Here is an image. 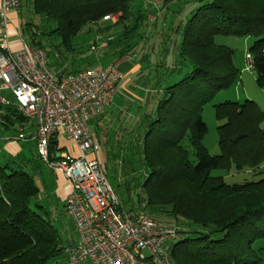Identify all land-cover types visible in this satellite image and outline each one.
<instances>
[{
  "label": "trees",
  "instance_id": "obj_1",
  "mask_svg": "<svg viewBox=\"0 0 264 264\" xmlns=\"http://www.w3.org/2000/svg\"><path fill=\"white\" fill-rule=\"evenodd\" d=\"M133 1L30 0L21 35L47 59L55 49L62 55L75 51L72 38L83 26L118 15L103 31L122 29L120 37H110L102 53L110 54V64L147 54L138 75L150 78L151 90L130 125L111 116L94 128L120 184L141 188L139 211L154 219L164 212L165 220L177 223L176 241L166 247L172 264H264V245L255 246L264 239V113L251 100L214 104L224 121L218 127L219 155L203 145L201 118L203 105L240 77L232 50L216 43L217 36L252 39L255 80L264 88V0ZM84 62L82 70L90 68L89 59ZM68 68L52 70L59 77L81 70ZM92 119L96 125L103 117ZM0 123L5 128L26 123L13 100L0 105ZM6 156L0 157V264H68L65 250L76 239L64 241L35 202L39 189L28 164ZM232 167L259 178L228 184L212 174ZM170 186L179 190L171 193Z\"/></svg>",
  "mask_w": 264,
  "mask_h": 264
},
{
  "label": "built area",
  "instance_id": "obj_2",
  "mask_svg": "<svg viewBox=\"0 0 264 264\" xmlns=\"http://www.w3.org/2000/svg\"><path fill=\"white\" fill-rule=\"evenodd\" d=\"M21 2L0 0V105L13 100L34 128L40 159L61 173L65 210L77 235L65 250L68 264H172L166 244L175 238L177 223L124 209L98 159L100 146L90 120L111 104L120 69L108 64L59 77L44 50L29 45L22 35L19 48L12 50L7 12L19 9ZM245 58L253 69L250 53ZM62 137L72 141L78 155L73 148L71 153L58 148ZM52 140L56 143L50 152Z\"/></svg>",
  "mask_w": 264,
  "mask_h": 264
},
{
  "label": "rangeland",
  "instance_id": "obj_3",
  "mask_svg": "<svg viewBox=\"0 0 264 264\" xmlns=\"http://www.w3.org/2000/svg\"><path fill=\"white\" fill-rule=\"evenodd\" d=\"M133 2L135 3L136 0ZM29 5L30 0L25 2L22 7L20 6L21 8L15 10V12L14 10L7 12L6 33L9 38V42L11 44H15L12 50H17L19 48L17 44L19 43L20 35L22 34L21 28H24L25 22L27 21L23 20L21 17L22 13L28 14L27 9L29 8ZM151 12L152 9H149V18L154 17ZM11 13L16 14V17H12ZM168 16L169 14H165L164 19L167 20ZM117 18L118 15H110V18L107 20H99L96 24H87L83 26L78 34L72 38L74 46L76 45L77 47L76 50L72 53L66 52L62 55L55 49L50 54V57L47 58L49 63L48 65H51L49 67H53L51 69L60 70L65 65L69 64L68 69L80 67L82 70L86 64L84 61L88 59V65L90 68L106 66L112 63V57L110 54L102 52H106V48L108 46L107 42L109 39L111 40L110 37L114 40L119 38L122 29L115 28L109 32H104L103 30L106 25L115 22ZM33 21L37 23L40 20ZM23 33L25 41L28 42L26 33ZM215 40L216 43L225 45L232 50L233 63L240 70V77L239 81L233 85L218 90L212 100L203 105L201 118L203 125L206 128L203 145L210 155L220 154L218 127L224 122L216 117L215 108L213 107L214 104L222 103L224 101H233L242 104L245 100H251L254 101L264 113V88L257 85L255 80V70L247 67L248 64L245 58L247 53H251L250 47L253 43L252 39L237 36H217ZM54 55H58L57 58H55ZM72 58H74V60H72ZM81 58L84 59V61ZM78 59H81V61ZM137 61H140V58L131 60L132 63H137ZM152 61H156V58L153 57L151 59V62ZM115 65H118L117 62H115ZM121 79L118 82V87L121 86L125 80V78L123 80ZM262 128H264V122L262 123ZM19 134H22L23 137L19 138ZM94 136H96L95 133ZM35 143L36 141L33 138V127L29 126L27 123H25L22 128H20L19 125H16L14 128H5L0 123V157L7 155L6 157L14 159L18 165H21L19 164L21 161L26 165L28 164V166H26V171L32 175L35 185L39 189L35 202L42 206V209L47 212V219L52 227L58 231L63 240L72 242L76 239L77 235L72 219L65 210V196L61 193L63 185L61 173L55 169H50L40 159ZM70 146L74 149L75 155H78V152L71 140H67L66 137H62L59 140L58 148H61V150L69 149V153H71L72 149ZM184 146L188 150L192 151L188 140L184 141ZM98 159L104 163L106 176L114 190V193L121 201L123 208L131 211H139L140 205L138 202V195L143 194L141 188L137 186L133 187L131 184L128 187L120 184V176L113 168L115 163L114 161L107 159L101 145ZM212 174L222 176L224 181L228 184L240 183L244 179L252 180L259 178V176L250 177V174L245 172L235 173L233 167L229 170L215 169L212 171ZM142 175H140L141 182H143ZM174 190L178 191L179 187L170 186L167 189V191L171 193H175ZM144 209H146V207ZM165 214L166 213L164 212H159V219H167ZM149 216L152 217L151 215ZM175 241L176 239H172L169 243ZM167 245L168 243L166 244V247ZM259 245H264V239L256 242L255 246L257 247ZM80 264L91 263L89 261H84Z\"/></svg>",
  "mask_w": 264,
  "mask_h": 264
},
{
  "label": "crops",
  "instance_id": "obj_4",
  "mask_svg": "<svg viewBox=\"0 0 264 264\" xmlns=\"http://www.w3.org/2000/svg\"><path fill=\"white\" fill-rule=\"evenodd\" d=\"M11 15L12 17H14L16 14L11 13ZM139 54L140 52L136 53V55L132 57H123L122 59L117 61L118 64L117 67L120 69L122 73L121 80H123L124 78L125 80L122 83V85L119 87L117 86L118 83L116 84L115 92L111 104L103 110L102 115L100 113V117H103V119L97 121L98 124L96 125H95V120L94 121H92L93 119L90 120V127L92 129V132H94V128H96V126L97 127L103 126L106 122H108L107 119H109L111 116H115L113 122L120 120L123 123L127 124V126L130 125L132 122L136 120L138 114V108L140 106L145 105V103L149 100V95L151 91L149 89L150 78L145 75L141 77L138 75V72L144 68V66L140 63V61L147 59L148 55L146 54L145 57L144 55L140 57ZM139 57H140V61H137V63L131 62V60L136 58L139 59ZM145 72L147 71L145 70L144 73ZM110 124L111 123H108V125ZM94 137L97 141L96 136ZM70 148L72 149V146H70ZM63 151L69 153V149ZM61 193H63L62 189H61Z\"/></svg>",
  "mask_w": 264,
  "mask_h": 264
},
{
  "label": "water",
  "instance_id": "obj_5",
  "mask_svg": "<svg viewBox=\"0 0 264 264\" xmlns=\"http://www.w3.org/2000/svg\"><path fill=\"white\" fill-rule=\"evenodd\" d=\"M55 143H56V142H55L54 140H52V141L50 142V146H49L50 152H53ZM56 156H59V154H56Z\"/></svg>",
  "mask_w": 264,
  "mask_h": 264
},
{
  "label": "bare ground",
  "instance_id": "obj_6",
  "mask_svg": "<svg viewBox=\"0 0 264 264\" xmlns=\"http://www.w3.org/2000/svg\"><path fill=\"white\" fill-rule=\"evenodd\" d=\"M55 141V140H54ZM56 142V141H55Z\"/></svg>",
  "mask_w": 264,
  "mask_h": 264
}]
</instances>
